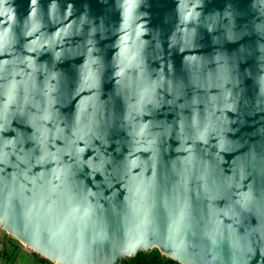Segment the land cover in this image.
Returning a JSON list of instances; mask_svg holds the SVG:
<instances>
[{
  "label": "water",
  "instance_id": "obj_1",
  "mask_svg": "<svg viewBox=\"0 0 264 264\" xmlns=\"http://www.w3.org/2000/svg\"><path fill=\"white\" fill-rule=\"evenodd\" d=\"M0 231L264 264V0H0Z\"/></svg>",
  "mask_w": 264,
  "mask_h": 264
},
{
  "label": "trees",
  "instance_id": "obj_2",
  "mask_svg": "<svg viewBox=\"0 0 264 264\" xmlns=\"http://www.w3.org/2000/svg\"><path fill=\"white\" fill-rule=\"evenodd\" d=\"M12 242L14 243V247H21V245L14 239L10 238ZM8 245V244H7ZM33 254V253H32ZM11 253H8L6 250V243L1 242L0 246V261L2 258H4L2 264H8L10 263L9 257L11 256ZM37 259H39L41 262L46 263V264H52L51 262L43 259V258H38L36 254H33ZM121 264H178L177 262L160 255L156 251H151L149 253L145 252H138L133 258H129L126 260H122Z\"/></svg>",
  "mask_w": 264,
  "mask_h": 264
},
{
  "label": "rangeland",
  "instance_id": "obj_3",
  "mask_svg": "<svg viewBox=\"0 0 264 264\" xmlns=\"http://www.w3.org/2000/svg\"><path fill=\"white\" fill-rule=\"evenodd\" d=\"M1 242L6 243L7 252L12 254L9 259H7L10 260V263L8 264H46L37 259L32 253L28 251L27 248L23 247L22 245L21 247L17 248L14 247L12 240L9 239V236L4 234L2 231H0V246ZM3 260L4 258H2L0 264H2Z\"/></svg>",
  "mask_w": 264,
  "mask_h": 264
}]
</instances>
